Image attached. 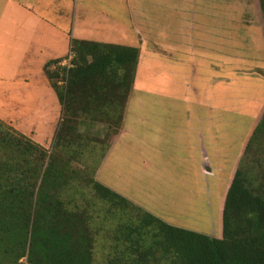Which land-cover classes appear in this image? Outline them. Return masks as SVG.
<instances>
[{
	"label": "crops",
	"instance_id": "0c3cea01",
	"mask_svg": "<svg viewBox=\"0 0 264 264\" xmlns=\"http://www.w3.org/2000/svg\"><path fill=\"white\" fill-rule=\"evenodd\" d=\"M212 6L204 0H0V120L45 147L62 106L44 66L64 58L71 40L139 49L122 126L95 179L183 228L177 224L199 214L203 181L213 173L216 126L230 125L232 110L241 107L231 97L230 64L221 75L215 47L193 38L197 26L209 32L222 25L226 6L219 7V21ZM93 78L81 75L80 98L74 92L71 102L84 111L80 131L103 137L114 114L111 86ZM208 231L195 232L214 237Z\"/></svg>",
	"mask_w": 264,
	"mask_h": 264
},
{
	"label": "trees",
	"instance_id": "16d2710c",
	"mask_svg": "<svg viewBox=\"0 0 264 264\" xmlns=\"http://www.w3.org/2000/svg\"><path fill=\"white\" fill-rule=\"evenodd\" d=\"M256 1L264 21V0ZM70 47L75 59L65 87L57 83L65 73L57 66L61 59L43 68L62 106L54 152L0 120V264H23L25 257L27 264H94L95 240L103 236L107 253L101 264H264V183L256 169L264 110L224 196L222 237L174 227L95 179L122 126L139 49L79 40ZM83 73L111 86L114 114L103 137L80 133L79 118L70 115ZM73 161L85 165L73 169ZM69 196H80L70 209Z\"/></svg>",
	"mask_w": 264,
	"mask_h": 264
},
{
	"label": "rangeland",
	"instance_id": "374dc122",
	"mask_svg": "<svg viewBox=\"0 0 264 264\" xmlns=\"http://www.w3.org/2000/svg\"><path fill=\"white\" fill-rule=\"evenodd\" d=\"M206 4L213 5L215 11L214 21H219V7L226 6V12L222 15V25L213 30L209 26V32H204L207 25L196 27L193 38L196 42L208 40L207 44L215 47L216 63L221 65V75L232 69V99H236L241 107L232 110L231 124L217 125V152L215 157H210L213 173L203 181V189L200 196V211L194 220L186 216L182 223L177 226L191 229L192 231H203L211 234L215 238L222 237V211L224 196L231 180L234 169L236 168L241 156L243 146L251 134L255 124L261 119L264 110V77L257 74L256 70L264 71V36L261 33L257 22L258 15L255 13V5L252 0H204ZM258 7V3L255 0ZM199 17V14L196 15ZM203 22H212V18H203ZM260 22L264 25L262 14ZM261 25V26H262ZM262 28H264L262 26ZM264 30V29H263ZM212 54V53H210ZM210 56V58H213ZM225 64V65H223ZM62 76V75H61ZM61 77L58 79V81ZM66 86V85H65ZM62 86V87H65ZM82 90V89H81ZM81 90H79L81 92ZM224 87L217 88V96L223 93ZM76 97L80 98L79 93ZM83 98V97H82ZM232 101V105H233ZM70 109L71 116L78 119L81 115L80 104L75 102ZM62 118V115H61ZM108 130V127H106ZM80 133H85L80 131ZM86 134V133H85ZM94 136V135H91ZM96 137V136H95ZM38 144V143H37ZM40 145V144H39ZM264 146V142L262 143ZM41 146V145H40ZM44 147V146H42ZM48 153L54 152L53 141L44 147ZM260 166L256 167L262 173L264 183V147L258 151V161ZM73 161V169L80 170L85 163ZM89 164L90 159L84 161ZM84 194L92 201V191L90 188L82 189ZM72 205L79 202L80 196H69L65 199ZM94 202V201H93ZM89 212L92 205H87ZM190 218V217H189ZM101 219L96 220L98 225ZM104 235V234H103ZM96 245L93 249L94 264H101L107 253V242L104 243V236L96 238ZM27 264L26 257L21 260Z\"/></svg>",
	"mask_w": 264,
	"mask_h": 264
},
{
	"label": "built area",
	"instance_id": "2783aa9c",
	"mask_svg": "<svg viewBox=\"0 0 264 264\" xmlns=\"http://www.w3.org/2000/svg\"><path fill=\"white\" fill-rule=\"evenodd\" d=\"M74 59H75V52L70 47L67 55L57 63V66L59 68L65 69L64 75H62L61 79L57 82L59 86H65L66 85L68 71L74 67V65H73Z\"/></svg>",
	"mask_w": 264,
	"mask_h": 264
}]
</instances>
